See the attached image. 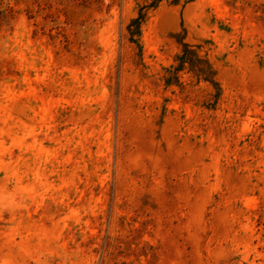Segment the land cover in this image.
<instances>
[{"label":"rangeland","instance_id":"rangeland-1","mask_svg":"<svg viewBox=\"0 0 264 264\" xmlns=\"http://www.w3.org/2000/svg\"><path fill=\"white\" fill-rule=\"evenodd\" d=\"M0 264H264V0H0Z\"/></svg>","mask_w":264,"mask_h":264}]
</instances>
